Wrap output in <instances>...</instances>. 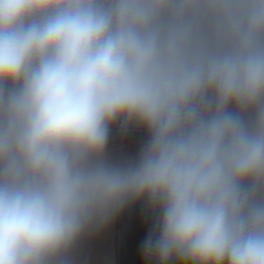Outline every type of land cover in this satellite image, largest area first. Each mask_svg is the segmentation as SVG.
Returning a JSON list of instances; mask_svg holds the SVG:
<instances>
[{"label": "clouds", "instance_id": "clouds-1", "mask_svg": "<svg viewBox=\"0 0 264 264\" xmlns=\"http://www.w3.org/2000/svg\"><path fill=\"white\" fill-rule=\"evenodd\" d=\"M136 202L158 264H264V0H0V264Z\"/></svg>", "mask_w": 264, "mask_h": 264}, {"label": "crops", "instance_id": "crops-1", "mask_svg": "<svg viewBox=\"0 0 264 264\" xmlns=\"http://www.w3.org/2000/svg\"><path fill=\"white\" fill-rule=\"evenodd\" d=\"M146 136V132L136 130L121 137L114 129L110 154L114 158H134ZM153 224L154 214L144 202L126 207L111 224L81 242L74 254L75 264H158L155 258H146L142 248Z\"/></svg>", "mask_w": 264, "mask_h": 264}]
</instances>
